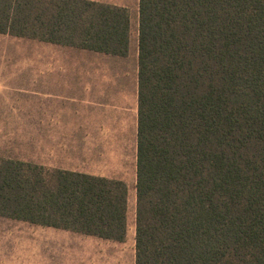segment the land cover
<instances>
[{"label":"trees","instance_id":"obj_1","mask_svg":"<svg viewBox=\"0 0 264 264\" xmlns=\"http://www.w3.org/2000/svg\"><path fill=\"white\" fill-rule=\"evenodd\" d=\"M126 8L0 0V33L126 55ZM134 264H264V0H138ZM128 187L0 156V216L121 242Z\"/></svg>","mask_w":264,"mask_h":264},{"label":"crops","instance_id":"obj_2","mask_svg":"<svg viewBox=\"0 0 264 264\" xmlns=\"http://www.w3.org/2000/svg\"><path fill=\"white\" fill-rule=\"evenodd\" d=\"M91 1L127 9L126 55L0 33V59L33 67V78L16 86L32 98L19 116L33 121L31 161L134 184L138 0ZM0 223V264H122L128 245L127 231L117 242L2 216ZM131 242L125 264H134V234Z\"/></svg>","mask_w":264,"mask_h":264},{"label":"rangeland","instance_id":"obj_3","mask_svg":"<svg viewBox=\"0 0 264 264\" xmlns=\"http://www.w3.org/2000/svg\"><path fill=\"white\" fill-rule=\"evenodd\" d=\"M13 62V61H12ZM15 63L0 59V156H12L32 160L34 150V137L32 135L33 121L20 119L27 115L28 98L17 91L21 79L33 78V67H20ZM21 63V61L19 62ZM25 70H27L25 72ZM127 202V235L128 242L123 246L125 254L122 264H125L127 254L132 252L131 238L134 234V184L129 182ZM3 225L0 223V226Z\"/></svg>","mask_w":264,"mask_h":264}]
</instances>
